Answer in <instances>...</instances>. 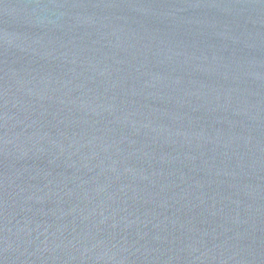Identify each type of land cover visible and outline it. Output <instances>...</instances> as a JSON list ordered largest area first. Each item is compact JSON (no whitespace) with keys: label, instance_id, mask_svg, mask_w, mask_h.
Masks as SVG:
<instances>
[{"label":"water","instance_id":"95a60500","mask_svg":"<svg viewBox=\"0 0 264 264\" xmlns=\"http://www.w3.org/2000/svg\"><path fill=\"white\" fill-rule=\"evenodd\" d=\"M0 264H264V0H0Z\"/></svg>","mask_w":264,"mask_h":264}]
</instances>
